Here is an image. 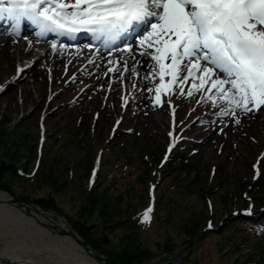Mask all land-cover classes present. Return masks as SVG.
I'll return each instance as SVG.
<instances>
[{
    "label": "rangeland",
    "instance_id": "obj_1",
    "mask_svg": "<svg viewBox=\"0 0 264 264\" xmlns=\"http://www.w3.org/2000/svg\"><path fill=\"white\" fill-rule=\"evenodd\" d=\"M83 63L77 61L71 72ZM61 64L54 58L44 79L23 85L36 97L38 90L44 98L48 92L45 100L59 93V102L51 110L62 107L44 119L46 112L41 107L22 105L20 95L6 90L16 68L8 69L7 61L0 59V250L36 264H236L239 254L235 243L241 236L234 225L223 226L228 222L223 218L235 205L237 209L248 207L249 197L258 207H264V187L249 190L256 171H264V160L262 166L255 167L262 153L264 124L259 126L260 134H214L216 127L211 122L221 110L202 99L201 93L189 97L187 89L181 95L179 88L175 101L179 118L187 127L183 145L197 168L182 172L175 181L176 172H164L157 188V222L149 231L137 229L135 234L132 215L147 204V183L153 176L151 169H156L145 160L152 157V152L161 157L166 146L169 107L164 103L167 117L157 126L154 120L158 111L152 116L140 113L141 91L132 98L139 100L138 104L132 102L126 113L125 104L118 101L119 95L115 101L112 91L106 96L102 91L85 95L87 82L62 91L64 87L52 86L49 78ZM49 88L53 91H47ZM131 93L129 89L128 95ZM155 95L154 90L147 97L155 101ZM81 123L89 126L85 135L78 132ZM114 125L118 126L114 132L119 137L113 136ZM41 139L45 140L41 157L44 164L35 178L25 180L16 168L34 174L40 155L36 143ZM242 140L254 146L247 156L250 163L246 172L239 171L244 167L238 157L248 152ZM108 148L110 152H106ZM101 150L105 154L100 158L97 193L89 198L86 189L94 181L89 171ZM119 160L123 162L117 166ZM115 171L120 179L117 182L103 178ZM211 179L212 186L221 185L211 197L215 203L213 218H209L205 205L206 192L212 190ZM187 182L193 185L186 193L183 187ZM174 184L179 187L177 191L172 188ZM169 190L176 192L171 203ZM219 221L223 222L216 232L203 233L205 224L213 222L216 226ZM168 246L173 247L171 253L165 251Z\"/></svg>",
    "mask_w": 264,
    "mask_h": 264
},
{
    "label": "snow or ice",
    "instance_id": "obj_2",
    "mask_svg": "<svg viewBox=\"0 0 264 264\" xmlns=\"http://www.w3.org/2000/svg\"><path fill=\"white\" fill-rule=\"evenodd\" d=\"M5 18L17 33L27 19L41 36L57 33L76 39L85 33L109 42L136 34L144 26L140 55L151 57L152 75L160 80L156 105L163 106L161 96L171 94L173 85L183 95L191 80L187 95L207 92L205 99L225 105L222 116L264 107V0H0V19ZM124 70H129L126 61ZM172 111L174 116L175 108ZM235 123H240L239 118ZM248 200L249 209L239 215H253ZM152 210L144 212L145 223L150 222Z\"/></svg>",
    "mask_w": 264,
    "mask_h": 264
},
{
    "label": "bare ground",
    "instance_id": "obj_3",
    "mask_svg": "<svg viewBox=\"0 0 264 264\" xmlns=\"http://www.w3.org/2000/svg\"><path fill=\"white\" fill-rule=\"evenodd\" d=\"M1 32H4V34L9 33L8 31ZM4 34L0 33V46L3 47L0 49V59H5L7 61L8 69L17 68L21 62L23 63L21 66H24L26 64L24 63L25 60H28L27 64L31 62L30 60L32 59L28 58L30 55H35V57L37 56V58H35V62L28 68V70L22 73L23 75L17 78V80L8 88V90L13 91L15 94L21 96L20 102L22 105L34 104L37 108L41 107V111L46 112V115L43 117L44 119L47 116L53 115L55 110L62 107V105H57L58 107H56L54 110H51V107L59 102V93L53 95L50 99L45 100V98L48 96V92H46V97L44 98L42 93L38 90V96L36 97L35 93H31L32 91H28L26 88L24 89L23 85L30 83L36 84L44 79L48 67L51 66L53 59L56 58L58 62L62 63V66L59 67L57 71H55V75L52 76V80H54L55 77L58 79L51 83L52 86L53 84L61 85L64 87L62 91H64L66 88H72L74 90L77 88L76 86L78 84L87 82L89 83V88L85 89L87 90L85 95H88L91 91L98 93L102 91V95L106 96L112 91L111 93L115 98V101H117L116 95H124L122 92L128 93L131 87L125 86V88L121 89L120 92L118 88L119 86L124 84L136 85V87H134V91L137 93V95L139 92L136 90H140L142 88L144 89L141 90L142 102L140 103V113H148L149 116H152L155 111H158V116L154 120L155 124L159 126L161 123H165V118L167 117L166 110L163 109V106L156 105L155 101H153L151 97H147V95L160 84L159 77L152 75V70L149 65L153 64L154 62L148 55L141 56L140 53H136L133 50L131 53L128 51L123 53L114 50L102 52L99 49L90 46L77 48L68 43H57L53 39V41L47 40V38L36 39L33 36L25 35V33L20 35L16 34L14 37L9 34L4 36ZM144 34H146V32ZM53 43L57 45L56 49L52 48ZM147 51L151 52L152 50L148 49ZM43 61L45 65L42 63ZM77 61H84V63L79 67V70L75 71V73L78 75V78L76 80L68 79V81L64 84L65 79L68 77L69 72L72 70ZM125 61L127 62L129 69L128 71L124 70ZM66 66L68 71L61 73V71H64ZM110 69L115 70L110 71ZM184 74L185 73L182 72L181 76ZM169 82L170 81H168V78L166 77L165 83ZM187 84L190 88L189 90H192V81L189 80ZM49 89L50 90L47 91H53L52 88ZM131 90H133V86ZM203 92L205 98L208 93L205 91ZM83 93L84 92L81 93V96L84 95ZM194 93L196 92L194 91ZM132 102L138 104L139 100H132ZM18 104L20 103L18 102ZM117 104L115 105V109H117ZM216 105L219 106V108L223 107L225 109V105L219 101L216 102ZM18 106L19 105L16 104V108H19ZM237 118L240 120L239 124L235 123V119ZM261 123L264 124L263 112L261 113L260 111H253L251 113L244 114L239 110L237 111L236 116H222L219 114L217 119L211 122L212 126L216 127L214 134H221L224 132L228 134L231 133L233 135L246 134V132H256L257 134H260L259 126L262 125ZM183 125V123L176 124L175 131L178 132ZM245 142L246 141L242 140V144ZM247 149L248 152L245 154L240 153L238 157V159L242 161L241 164L244 167L239 170L240 172H243L244 170L246 172V169L249 168L250 162L248 161L249 158H247V156H249L250 152L254 150V146L247 143ZM6 260L19 261L23 262V264H36L31 260H24L23 258L7 254L6 252L0 250V264H4V261Z\"/></svg>",
    "mask_w": 264,
    "mask_h": 264
},
{
    "label": "trees",
    "instance_id": "obj_4",
    "mask_svg": "<svg viewBox=\"0 0 264 264\" xmlns=\"http://www.w3.org/2000/svg\"><path fill=\"white\" fill-rule=\"evenodd\" d=\"M88 131H89V126L87 124L79 125V129H78L79 133L81 132V134L85 135ZM110 151H111V149L108 148L106 152H110ZM43 159L44 158H41V164H40L42 166L44 164ZM145 161L150 165V167L156 166V169H157L159 166L160 157H159V155L154 156V152H152V157L149 156ZM122 162H123V160H119L117 166L121 165ZM42 166H40V167H42ZM123 166L127 168V166H125V165H123ZM196 168L197 167L191 161V158L187 154H185L184 150L179 149L176 153H174L168 159V162L164 167V172H168L169 174H173L176 172L177 176L173 179V181H175L182 172L195 171ZM20 170H21L22 174L20 173ZM152 170H154V169H151V171ZM16 171H17V174L19 176H21V178H24L25 180H29V178L23 174V171H25L24 168H22V167L16 168ZM165 174L163 173L162 177L165 176ZM197 175L198 174L196 173V177H197ZM106 177L114 178L115 182L120 180L118 177L117 171L110 173V174L109 173L105 174L103 178L105 179ZM149 180L153 181V176H151V178ZM212 184H214V183H211V185H210L211 189H212L211 193L208 191L206 192V194L209 195L210 197H213L214 191H218L221 189V185H219V186L213 185L212 186ZM192 185H193V182H187L186 183V185L183 187V189L185 190L186 193ZM263 187H264V175L261 178V180L258 181L257 184L255 185V188L257 189L256 191L262 189ZM172 188H173V190L177 191V188H179V187L177 184H174L172 186ZM86 190H87L89 198L97 193V187L96 186L92 187V188H87ZM170 194H172V196L170 197L168 203H171L174 201V195L176 194V192L172 193L169 190L168 195H170ZM158 201H159V197L157 196V204L155 206V212H154V215L152 217L150 224H148V225L141 224V221L138 217V211L132 215V220L134 221L133 228H134L135 234H136L137 229L149 231L153 227L155 221L157 222L158 216H156V215L158 212ZM213 204H214V208H215L214 201H213ZM206 210L208 213L209 208L207 205H206ZM261 221L262 222L260 223L261 224V226H260L259 222H256V218H243V217L237 216L236 218H234L228 222L229 225H231V226L234 225V229L236 231H238L240 236H241L240 240L235 243L236 251L239 254L236 261H235L236 264H264V215H262ZM228 223H227V225H228ZM257 225H259V227H257ZM227 228H230V227L227 226ZM212 232L213 231H204L203 233H212ZM170 241L171 240H168L166 244H168ZM190 244L191 245H189V247H192L193 243H190ZM168 247L169 248L165 249V251L171 253L173 251V247H171V246H168ZM146 251L150 252V250H146Z\"/></svg>",
    "mask_w": 264,
    "mask_h": 264
},
{
    "label": "water",
    "instance_id": "obj_5",
    "mask_svg": "<svg viewBox=\"0 0 264 264\" xmlns=\"http://www.w3.org/2000/svg\"><path fill=\"white\" fill-rule=\"evenodd\" d=\"M4 264H23V262L6 260L4 261Z\"/></svg>",
    "mask_w": 264,
    "mask_h": 264
}]
</instances>
